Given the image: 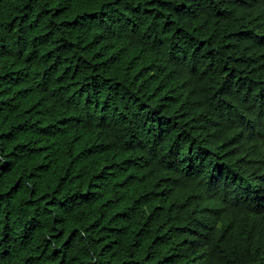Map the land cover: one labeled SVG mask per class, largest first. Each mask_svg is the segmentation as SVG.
<instances>
[{
    "label": "trees",
    "instance_id": "trees-1",
    "mask_svg": "<svg viewBox=\"0 0 264 264\" xmlns=\"http://www.w3.org/2000/svg\"><path fill=\"white\" fill-rule=\"evenodd\" d=\"M0 264H264V0H0Z\"/></svg>",
    "mask_w": 264,
    "mask_h": 264
},
{
    "label": "bare ground",
    "instance_id": "bare-ground-1",
    "mask_svg": "<svg viewBox=\"0 0 264 264\" xmlns=\"http://www.w3.org/2000/svg\"><path fill=\"white\" fill-rule=\"evenodd\" d=\"M255 9H256V8H255ZM260 18H261V17H260ZM257 23H258V22H257ZM262 46H263V45H262ZM260 47H261V46H260ZM262 48H263V47H262ZM256 54H257V53H256ZM192 74H193V73H192ZM199 82H200V81H199ZM196 84H197V83H196ZM193 85H194V84H193ZM235 86H236V85H235ZM196 87H197V86H196ZM196 87H195V88H196ZM254 125H255V124H254ZM251 155H252V154H251ZM252 156H253V155H252ZM245 158H246V157H245ZM230 184H231V183H230ZM244 185H245V184H244ZM241 186H242V184H241ZM245 190H246V189H245ZM228 191H229V190H228ZM247 191H248V190H247ZM251 192H252V191H251ZM239 196H240V195H239ZM247 196H248V195H247ZM241 197H242V196H241ZM241 197H240V198H241ZM249 200H250V199H249ZM254 200H255V199H254ZM251 203H252V202H251ZM254 204H255V203H254ZM254 204H253V205H254ZM249 208H250V207H249ZM261 208H262V207H261ZM238 210H239V209H238ZM231 211H232V210H231ZM242 211H243V210H242ZM237 212H238V211H237ZM242 213H243V212H242ZM236 214H237V213H236ZM239 214H240V213H239Z\"/></svg>",
    "mask_w": 264,
    "mask_h": 264
}]
</instances>
